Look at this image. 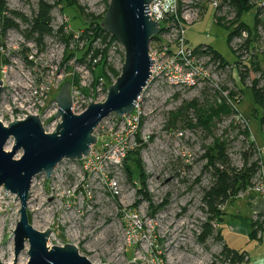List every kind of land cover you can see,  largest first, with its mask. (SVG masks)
<instances>
[{"label": "rangeland", "instance_id": "1", "mask_svg": "<svg viewBox=\"0 0 264 264\" xmlns=\"http://www.w3.org/2000/svg\"><path fill=\"white\" fill-rule=\"evenodd\" d=\"M39 1L2 0L7 10L6 18L17 28H6L0 18V81L3 86L0 122L7 126L24 116L36 115L44 132L51 134L60 123L54 117L57 113L54 100L59 92L56 89L60 90L65 83L71 88L72 73L78 80L72 88L82 97L81 105L75 106V114H80L86 103H102L103 97L92 92L94 76L100 68L88 70L72 58L76 51L82 49L84 41L76 40L75 36L62 42L55 34L43 39L41 46L27 40L23 33L26 26L11 13L30 19ZM43 1L53 7L59 5V0ZM69 1L75 7L65 8L64 14L56 8L51 14L54 32L67 23L65 35H76L87 28L85 21L100 22L110 2ZM209 1L202 0V17L186 28L185 39L192 48L201 45L211 47L233 65L218 71L198 63V71L208 80L200 79L195 81L192 89L175 92L171 101L163 106L160 105L161 96L154 94L145 112V122L130 142L132 152L139 151L133 157L139 161L135 164H140L139 170H135L130 161L126 164L130 173L125 171L124 163L121 169H116L92 155L86 162H62L50 180L44 175L36 176L27 202L28 223L37 232L51 231L47 242L49 249L74 246L78 254L92 264H216L224 247L223 240L229 249L247 257L248 261L239 264H253L261 257L264 259V232L262 237L249 238L250 224L255 223V217L249 209L248 198L235 199L219 208L225 212L221 220H207L209 214L202 204L203 191L211 182L203 156L213 137L226 139V155L232 168H242L245 154L250 158L249 163L261 157V170L250 181L248 189L257 184L260 172L264 178V133L260 126L264 111L254 106L250 91L245 89H249L253 81H258L261 87L264 80L259 72L250 71L243 82V94L238 92L240 86L235 84L243 69L234 64L238 60L233 49L243 41L234 39L228 45L229 31L213 24V11L205 7ZM253 14L252 11L241 17V22L249 28L253 27ZM263 16L262 10L258 18ZM224 20L225 23L236 21L235 16ZM254 46L260 52L256 55L257 62L264 73V44L258 40ZM96 48L102 47L98 43ZM248 50L251 52V48ZM107 57V67L111 71L107 70L105 85L109 87L120 75L124 61L119 44L111 46ZM228 93H233L240 100L236 110L248 121L253 136L247 138L240 134L244 127L234 119V115L215 120L211 134L200 127L187 128L186 123L195 125L199 116L192 110L183 111L175 130H166L170 114L184 109L185 105L194 102L199 111H203L218 105ZM232 125L236 127L231 129ZM175 131L181 136L168 138ZM108 133L105 125L95 131L96 146ZM12 147L13 140L10 139L5 151H11ZM21 156L22 151H19L15 159ZM139 172L142 177H139ZM19 210L20 204L15 196L0 188V218L6 220L0 243V264H12L14 261L12 233L19 221ZM257 220L259 223L261 217L257 216ZM207 222L213 234L202 241V225ZM217 234L222 240L215 238ZM27 251L26 244L17 264L28 263Z\"/></svg>", "mask_w": 264, "mask_h": 264}, {"label": "water", "instance_id": "2", "mask_svg": "<svg viewBox=\"0 0 264 264\" xmlns=\"http://www.w3.org/2000/svg\"><path fill=\"white\" fill-rule=\"evenodd\" d=\"M152 1L109 2L100 21V28L122 47L124 61L120 75L107 88L106 98L102 103L91 102L82 114L74 115L71 111L70 85L65 83L54 100L57 105L54 117L60 123L53 133L44 132L37 116L13 121L7 126L0 122V188L14 195L20 204L19 221L12 233V264H17L26 244L29 258L27 264H92L80 256L74 246L49 249L47 242L51 231L40 233L29 225L27 202L30 187L32 180L38 175H44L50 180L62 162L79 163L87 158L91 148L97 143L94 133L103 120L111 115L121 118L134 111L153 66L149 57V44L159 33L158 24L148 17V6ZM2 92L0 81V100ZM10 139L13 140V147L8 152L5 151V146ZM19 151H22V156L15 159Z\"/></svg>", "mask_w": 264, "mask_h": 264}, {"label": "built area", "instance_id": "3", "mask_svg": "<svg viewBox=\"0 0 264 264\" xmlns=\"http://www.w3.org/2000/svg\"><path fill=\"white\" fill-rule=\"evenodd\" d=\"M205 7L212 9V22L217 26H220L219 23L221 19L226 18V20H230V16H235L230 7L229 0H210ZM202 8V0H153L150 3L148 6V11L150 12L148 13V17L152 22L158 24L159 29L158 35H156L149 44V57L153 61V66L150 69V78L138 97L132 113L121 118L111 115L100 123L97 129L105 125L109 133L104 137L99 146L95 145L91 148L89 156L84 158L81 162H86L88 158L95 155L98 160L107 162L116 169H121L127 153L132 148L130 146L131 140L135 137L142 123L144 124L145 122L144 120L147 117L145 112L146 109L150 107L154 94L158 97L161 96L160 105L163 106L167 101H171L170 99L175 92H184L192 89L195 86V81L197 82L200 79L208 80L206 75L198 71L200 65L220 71L221 66L219 60L213 58L207 46L201 45L197 48H192L185 39L186 28L194 25L200 20L203 14ZM254 9L264 10V0L256 1ZM220 16L222 17L221 19ZM256 32L258 40L264 44V27L259 26ZM82 34L83 31L81 30L76 35H73V38L76 36V40H80ZM247 36L246 32H241L239 37H234L232 41L234 39L238 40V42H240V40L244 41L247 39ZM98 43L102 47L101 49L96 48ZM114 44L118 43L115 42ZM239 46L240 44L236 46L233 51L235 52L236 60H238V63H236L237 66L242 68L249 65L251 61H254L255 57H257L256 55L260 52L255 48L256 46L251 49V52L249 50H247L249 52H239ZM104 47L105 46L102 45L99 40L93 44V48L96 50H102ZM121 50L123 52L122 47ZM262 52H264V47ZM99 62L100 57L92 58L90 54L83 63H75L84 65L86 69L90 70ZM198 63H200V65H198ZM228 67L229 66L222 67L221 69H228ZM74 76L76 75L72 73L71 77ZM72 87L70 88L72 100L71 111L74 115H80L86 110L89 104L86 103L84 105L80 114H75V106L82 103V97L81 95L79 97V93H76ZM106 90L105 80L102 78L97 79L92 92L97 96H102L104 101V98H106ZM58 91L59 88L56 89V92ZM47 92H49V90ZM229 94L230 93L226 94L222 99L227 100L228 105L233 108L234 119L239 122V124L243 125L242 127L248 128V121L236 110V104H238L240 100L237 99V97L231 99ZM26 118L27 117L24 116L21 119H17V121H23ZM119 130L121 131L120 135L118 134ZM176 136H181V133L175 131L171 133L168 138H174ZM260 174V177H258L256 181L257 184L251 189H248L247 192L239 193L237 196L238 199L248 197L249 193L264 197V178L261 172ZM253 217H255L254 222L258 223L259 220H257V215H253ZM263 221L264 220L261 219L258 223L260 229L256 230L258 232L257 238L261 237L264 232ZM218 258L216 264H232L231 258H222L221 255ZM242 261H248L247 257L243 255Z\"/></svg>", "mask_w": 264, "mask_h": 264}, {"label": "trees", "instance_id": "4", "mask_svg": "<svg viewBox=\"0 0 264 264\" xmlns=\"http://www.w3.org/2000/svg\"><path fill=\"white\" fill-rule=\"evenodd\" d=\"M253 1H259V0H229L230 7L235 15L236 21L232 23H225L224 19L220 20V26L225 31H229V36L227 39L228 45L232 42V39L234 37H239L241 32L247 33V39L243 41V43L239 46L238 51L243 52L247 51L249 48H253L255 43L258 41L257 37V28L259 26L264 27V16L261 18H258L260 16V11L262 10H255ZM75 5L71 3L69 0H59L58 6H51L48 3H46L43 0H40L37 3L36 12L33 13L32 17L30 19H27L23 17L22 15L11 13L15 18L20 19V21L26 26L25 31L23 32L26 35V38L28 41H34L38 46L42 45L43 39L46 37H51L53 34H55L62 42L66 41L67 39L73 37V34L65 35V26H67V23L59 28L57 31H53L51 24V14L54 9L58 8V10L64 14L65 8H73ZM254 12L252 18H253V27L249 28L246 26L243 22H241V17L244 14L252 13ZM264 11V10H263ZM7 16V10L5 8L4 3L2 0H0V18L5 22L6 28H13L16 29V25H14L10 19L6 18ZM87 28L83 31L82 36L80 37L81 41H84L85 44L83 45L82 49L79 51H76L72 58L75 60V62L83 63L84 60L88 55L91 54L92 58H98L100 57V62L95 65L94 68H100V72L98 74L95 73L94 76V84L97 82V79L102 78L106 80V73L111 71L108 70V63H107V52L109 48L116 42L111 36L106 34L101 28H100V22H86ZM64 30V31H63ZM99 40L102 45L105 47L102 50H96L93 48V44ZM208 51L213 56L214 59L219 60L220 66L226 67L231 66L233 64H229L226 62L218 53H216L212 48L208 47ZM82 54L81 57H79V54ZM235 54V52L233 51ZM256 61H251L249 63L250 68L242 67L243 72L239 73L240 79L238 81L237 87L238 92L243 94V82L247 78L250 71L254 73H260L263 80H264V73H262L260 69V65L257 62V57L255 58ZM237 61L234 63L236 64ZM108 70V71H107ZM118 76V75H117ZM70 81L73 84L77 83V77H71ZM106 88L108 87L105 85ZM246 90L250 91V95L253 101V104L256 108H259L264 111V81L263 85L259 87L258 81H253L252 86ZM86 92V91H84ZM56 95V94H55ZM230 98L233 99L234 95L233 93L229 94ZM192 110L196 114H199L197 117V123L195 125H192L190 123H186L187 128H195L200 127L203 129L206 133L211 134V128L213 125V122L215 120H221L222 118H228L232 115H234V110L231 106L228 105L227 100L221 99L219 101L218 105L215 104L213 107L207 108L206 110L199 111L197 104L192 102L184 106V109H180L179 111H176L173 114H170V120L167 125V131L175 130L176 122L179 118L182 117L183 111ZM243 116V115H242ZM244 117V116H243ZM233 126V127H232ZM231 129H234L236 126L232 125ZM260 126L261 130L264 133V117L260 120ZM238 129V127H237ZM240 134L244 135L245 137H250V131L249 128H243V131L240 132ZM226 135V131L223 133V136ZM227 141L226 139H223V137L220 138H214L213 142L210 145L209 148L206 149V153L204 154L203 158L206 160V166L205 170L210 175V186L203 191L202 195V204L203 208L207 211L209 214V217L207 220L212 219H219L221 220V217L224 215L225 212H221L219 208L224 206L230 201H233L235 199H238L237 196L240 193L247 192L249 188L250 181L256 176L259 170H261L260 167V159H256L254 162L249 163L250 158L246 156V154L243 156V166L241 169H235L230 166L228 157L226 155L227 151ZM254 146V143L251 144ZM139 153L138 150L133 151L130 150L124 160V168L125 171H129L127 167V162H132V165H134L135 170L140 169V164H138V160L133 159L135 155ZM139 177H142V174L139 172ZM239 192V193H238ZM253 195V193H249V196ZM247 198V197H246ZM264 225V221L262 223ZM251 232L249 234V238L251 240L257 239V231L260 229L258 227V223L251 224ZM263 232V231H262ZM213 231L209 225V222L202 225V235L201 240L208 239L212 236ZM217 240L221 239L220 234H217L215 236ZM222 258H231L232 264H239L242 261L241 254H238L237 252H234L232 250H229L225 246L223 247L221 253Z\"/></svg>", "mask_w": 264, "mask_h": 264}, {"label": "crops", "instance_id": "5", "mask_svg": "<svg viewBox=\"0 0 264 264\" xmlns=\"http://www.w3.org/2000/svg\"><path fill=\"white\" fill-rule=\"evenodd\" d=\"M208 47V46H207ZM211 48V47H209ZM250 131V130H249ZM251 134V133H250ZM252 135V134H251ZM253 136V135H252ZM248 206L253 215H257L261 217L262 220H264V197L257 196L255 194L248 196ZM252 215V216H253ZM251 225V224H250ZM245 230H247L245 228ZM248 231V230H247ZM262 237V236H261ZM221 238V237H220ZM222 240V239H221ZM223 245L228 248L225 243L222 240ZM229 249V248H228ZM231 250V249H229ZM233 251V250H232ZM264 259L263 257L257 259L256 261L253 262V264H264Z\"/></svg>", "mask_w": 264, "mask_h": 264}, {"label": "bare ground", "instance_id": "6", "mask_svg": "<svg viewBox=\"0 0 264 264\" xmlns=\"http://www.w3.org/2000/svg\"><path fill=\"white\" fill-rule=\"evenodd\" d=\"M27 207H28V205H27ZM5 223H6V220L0 218V243H1V238L3 237V231L5 229ZM10 241L12 242V239Z\"/></svg>", "mask_w": 264, "mask_h": 264}]
</instances>
